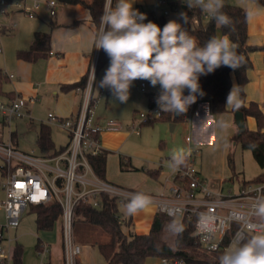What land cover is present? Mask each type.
<instances>
[{"label": "crops", "instance_id": "obj_1", "mask_svg": "<svg viewBox=\"0 0 264 264\" xmlns=\"http://www.w3.org/2000/svg\"><path fill=\"white\" fill-rule=\"evenodd\" d=\"M86 1L91 2V0ZM175 1L171 0L170 5H173ZM225 2L240 6V0H225ZM154 5L155 0H134L133 8L145 14L152 11L153 9L151 8H153ZM261 5L264 6L263 4ZM56 9V14L52 15L49 6L43 3L33 17L26 15L22 10H20V12H23V15L8 14L0 16V27H4L6 30L8 29L0 36V77L3 79L0 99L8 100L17 94L26 97H36L37 99L35 102H31L28 105V110L31 114V117L28 118L30 121L27 122L29 130H33L35 138L37 139L41 124H48L51 128L53 138L56 131H61L66 135L67 142L64 145H60L61 147L69 143V133L58 122L49 121L48 114L53 112L61 118H73L79 111L82 99V88L73 87L64 89L63 86L78 82L88 73L95 51L93 37L97 33V27L93 21L90 8L85 4H70L58 0ZM149 9L151 10L147 12ZM178 11L179 12L171 11L164 15V17L167 22L169 20H177L185 28L186 23L180 19L179 15L184 12L181 10ZM206 20L207 19H204V21ZM13 23L15 24L14 26H12ZM37 31L50 33L49 53L46 56L39 57L35 61L19 58L17 56L18 50L29 49L33 43L34 34ZM219 35L224 34L218 31V36ZM248 42L251 45L264 44V13L256 15L253 19L248 20ZM250 56L253 66L248 70L249 81L245 85L246 104L251 101L257 102L264 111V52L262 50H254L251 52ZM234 85L238 86V83L235 75L232 74L231 89ZM140 86L141 83L139 88ZM105 90L108 94L111 92L110 90L107 91L106 88ZM150 92L155 91L151 90L147 92V96ZM149 102L148 96V105L150 104ZM0 115L3 118L2 121H0V142H5L1 139V134L3 133L2 129L4 125H9L11 131L9 141L12 140L17 149L30 152L18 147L17 126H11L12 123L7 122L4 116L2 114ZM221 118L232 122V127L228 130V135L226 137L227 143L230 146L232 136L238 131V127L235 123V111L229 109L222 114L214 116L210 112V105L207 99L196 100L195 103L189 106L187 112L184 114V120H182V122L190 123V145L192 147L196 145L198 149L201 150L198 167H196L193 161L192 163L194 167L198 169L197 171L202 177L207 179V175L212 176V174L216 172L217 161L215 157L225 155L223 160H221L222 162L220 161L221 163L219 164L224 171L223 177L220 179H207L214 188H224V182L226 180H233L231 177L232 171L230 172V165L228 162V147H224L225 137L218 133L216 127L217 121ZM94 119L101 124L109 119H114L120 124L118 130H103L99 133L101 145L107 152L106 180L135 189L139 192H144L153 197V204L151 206L131 217L125 215L124 204L119 205V218L122 221V229L125 234H127L129 238H131L132 232L147 234L151 229L155 215L159 212L156 198L162 195L170 196L173 170L169 167L168 163H165L166 161L160 163L152 158H146L148 165L144 166L143 164L139 165L135 160L136 157L140 162H143L142 157L137 155L134 157V155L122 153L128 148L129 143L132 142L130 138L136 132H134L131 127L129 128L128 125L127 128L122 121L109 115L108 111L98 115L96 114ZM245 121L249 129L257 128L255 117L247 116ZM147 124L148 123H145L143 125ZM176 127V122H173L171 124V129ZM146 129L147 130L143 132L142 127L140 133H136L142 137L141 145L156 148L157 144L156 141H154L155 137L153 135L155 128ZM233 144L239 145L242 148L239 143L233 142ZM36 153L42 154L40 151ZM122 157L128 160L132 166L138 167V169H122ZM147 169L158 170L159 174L157 176H152ZM240 169L241 167L237 168V170ZM1 171L3 178L1 186L3 189V182L6 177L3 166ZM0 213H2L4 218V220L0 221L1 226L5 223L6 214L3 208H0ZM90 229L91 225L76 219L75 236L76 240L82 245V252L78 261L81 264H107L104 255H102L101 252L100 255L98 254L99 252H96L99 251L98 247L95 245L98 241L83 237L85 231H90ZM44 231V240L40 239L41 244H48L50 255L56 253L58 258L52 261V257L49 256L48 261H44L43 263L64 264L61 217L56 221L53 229ZM78 238H80L81 241H79ZM39 248H37L38 251ZM149 258L151 257H148L146 260ZM162 260L164 263V258H162Z\"/></svg>", "mask_w": 264, "mask_h": 264}, {"label": "built area", "instance_id": "obj_2", "mask_svg": "<svg viewBox=\"0 0 264 264\" xmlns=\"http://www.w3.org/2000/svg\"><path fill=\"white\" fill-rule=\"evenodd\" d=\"M168 2L169 0H155L154 9L150 12L158 16L181 10L179 5L160 7ZM43 3L49 6L52 15L56 14L58 0H13V5L20 7L30 17L36 15ZM109 3L112 5V0H106L105 7ZM6 6L7 0H0V14L7 13ZM150 12L145 13L147 16L145 23L151 17ZM14 25L13 23L12 26ZM99 53L100 50L95 49L76 116L61 118L53 112L48 114L49 121L58 122L69 133L70 140L65 150L57 155L47 156L34 150L21 151L15 147L12 140L0 142V155L5 160L3 169L6 174L3 182L6 196L0 200V208H3L6 214L5 223L0 226V264H10L12 260V253L10 255L8 249L1 245L2 241L7 239L4 231L19 226L22 214L29 205L59 202L62 208L60 217L64 264H77L82 245L75 236L76 207L80 203H85L99 208L104 194L115 197L118 204L122 205L127 202L130 193L137 192L135 189L101 178L88 159L89 154L104 152L99 139L101 131L120 128L119 122L114 119H109L103 124L94 119L93 72L96 81ZM140 88L142 91L146 90L144 81L141 82ZM156 97L153 98L148 112H140L141 121L131 126L134 132L140 133L143 124L163 114L158 109ZM36 99L21 94L8 100L0 99V114L9 123L24 116L30 118L28 105ZM198 151L197 148L189 154L190 159L186 167L181 165L178 170L173 171L170 196L157 197V209L169 217L176 209H182L181 218L184 216L196 218L194 234L202 249L208 252L224 250L237 231L252 221L251 205L254 198L260 194L257 190H264V179L243 181L237 190L233 187L226 191L223 187L214 188L199 174L192 163L193 155ZM202 214L214 217V224L205 228L198 223ZM206 235H210L211 238H205ZM39 253L43 260H48L50 254L48 244L42 243ZM164 263L185 264V260L164 258Z\"/></svg>", "mask_w": 264, "mask_h": 264}, {"label": "clouds", "instance_id": "obj_3", "mask_svg": "<svg viewBox=\"0 0 264 264\" xmlns=\"http://www.w3.org/2000/svg\"><path fill=\"white\" fill-rule=\"evenodd\" d=\"M133 3L134 0H116L114 6L106 5L93 37L94 48L102 49L110 61L99 87L108 88L121 103L129 99L134 81L145 80L152 87L159 85L156 104L160 112L182 115L196 102L197 93L203 95L199 84L201 75L221 66L235 70L245 63L244 55L237 51L238 45L227 34L213 35L201 45L177 20H169L163 28L152 21L145 23L146 14L134 9ZM183 3L211 17L217 27L234 30L232 18L224 11L225 0H183ZM240 6L248 20L264 13L259 0H240ZM179 15L188 23L187 13ZM93 79L95 82L94 72ZM186 89L188 95H184ZM240 91V86H233L227 96V110L236 111L243 106ZM216 127L225 137L224 147L227 148L226 137L232 122L221 118ZM183 164L184 158L173 153L169 167L176 171ZM257 191L260 194L251 205L252 221L237 231L219 255V264H264V190ZM152 204L151 195L139 191L130 193L124 204L125 215L135 216ZM181 215L182 209H176L167 226L177 243L185 231ZM214 219L202 214L198 223L207 228L214 224Z\"/></svg>", "mask_w": 264, "mask_h": 264}, {"label": "trees", "instance_id": "obj_4", "mask_svg": "<svg viewBox=\"0 0 264 264\" xmlns=\"http://www.w3.org/2000/svg\"><path fill=\"white\" fill-rule=\"evenodd\" d=\"M64 3L77 4L82 3L90 8L93 21L96 24L97 31L100 25V17L104 12L106 0H59ZM116 0H112V6H114ZM259 3L264 5V0H259ZM173 5H179L181 11L187 13L188 23H186L185 29L195 36L199 43L203 45L211 36L218 35V31L222 34H227L230 40L238 45L237 51L244 55L245 63L238 69H231L227 66H221L214 72L207 75H201L199 78L200 89L203 95L197 93L196 100L207 99L210 105V112L212 115H219L228 111L226 108L227 96L232 87V74L235 75L238 86H240V96L243 100V106L239 109L242 110L245 118L247 116H253L257 121L256 129H249L246 126V130L243 132L237 131L232 136V141L239 143L243 149H250L254 155L255 160L260 166L264 167V111L259 103L251 101L246 104V92L245 85L249 81L248 70L253 66L251 59V52L254 50H262L264 52L263 45H251L248 42V19L244 9L235 4L225 2L224 11L232 18L234 23V30L229 28L217 27L211 17L204 21L205 14L197 8L189 9L182 0L173 2ZM184 5L186 7L184 8ZM151 17L148 21H152L163 27L167 21L164 15H154L150 12ZM8 30V29H7ZM6 28L0 27V34L7 31ZM50 51V33L37 31L34 34V39L29 49L18 50L17 56L21 59L35 61L41 56H46ZM109 57L101 49L98 58L99 70L100 66L106 63ZM87 81V74L83 76L78 82L64 85L63 88H84ZM3 79L0 77V93L2 92ZM184 95H188L187 89ZM149 105L152 104L153 98L157 96V92L148 93ZM185 114V113H184ZM184 114L175 116V114L164 113L157 119L148 121L146 123L153 124L158 120H169L173 122L184 120ZM37 144L40 152L43 155L54 156L65 150L66 146L56 147L55 142L52 139L51 128L48 124L42 123L39 129ZM250 145H255L254 148H250ZM184 158L183 167H186L189 162V155H180ZM88 159L96 172L101 178L106 179V159L107 152L104 150L100 154H89ZM228 162L232 169L233 176L238 173L235 170L234 165V153L231 151L228 153ZM122 169H138L136 166L125 160L121 159ZM152 176L159 174L158 170L147 169ZM264 179V175H258L253 180ZM247 180H244L246 182ZM252 181V180H251ZM101 207L96 208L89 204L80 203L76 207V217L78 220L96 226L104 230L109 234L110 240L107 242H98L95 245L99 251L104 255L107 260V264H144L148 257H161L171 260L184 259L185 264H219L218 257L224 250H218L213 252V257L197 258L191 253L194 248H201L197 242L195 231L196 218H189L184 216L181 218L185 231L182 237L179 238L177 243L176 239L174 244H170L164 238L165 227L170 221L171 217L162 212H158L153 220L150 231L147 234H137L132 232L131 238L122 229V221L119 218V204L115 197L104 194L102 196ZM36 211V224L37 230H51L53 229L56 221L59 219L62 208L59 202L53 201L48 204L32 205ZM229 239V237H228ZM41 240L38 238L36 247L39 248ZM23 246L16 244L12 249V261L13 264H22L23 262ZM77 264H81L79 261Z\"/></svg>", "mask_w": 264, "mask_h": 264}, {"label": "rangeland", "instance_id": "obj_5", "mask_svg": "<svg viewBox=\"0 0 264 264\" xmlns=\"http://www.w3.org/2000/svg\"><path fill=\"white\" fill-rule=\"evenodd\" d=\"M175 1V0H174ZM170 2L163 6H160L161 8H169ZM183 2V0H182ZM7 13L0 14L1 15H23V12L21 13L20 7H15L13 5V0H7ZM154 9V6L153 8ZM151 9L147 10L150 11ZM179 12V11H176ZM27 15V14H26ZM29 16V15H28ZM209 16H205L204 19H209ZM163 28V27H161ZM9 32V31H8ZM3 34H0L2 36ZM110 61L108 60L106 63H104L102 66H100L99 70L97 71L96 81H95V87H94V118L96 117V114L109 112V115L112 117L122 121L125 126H129V128L135 124L136 122H140V112H148L150 109V106L148 105V96L147 92L153 90L155 92H159V85L156 87H152L148 81L145 80H136L133 82L131 88H130V95L129 99L121 103L119 100H116L112 93L109 94L106 92L105 88L101 89L99 87V82L102 79V77L105 74V70L109 67ZM145 82L147 84L146 91H141L139 88V85L141 82ZM102 90V91H101ZM217 116V115H215ZM29 117H20L17 119H14L11 123L13 127L17 126V138L19 141L18 147L25 151H31L34 150L36 152H39V146L37 144V139L35 138V133H33V130H29V126L27 122L30 121L28 119ZM2 116L0 115V121H2ZM173 121L169 120H158L154 122L153 124H147L142 125L143 132L146 131V128H155L153 131V135L155 137L154 141H156V148L152 147H146L142 144L141 136L134 133L132 135L131 143H129V146L126 150H124L122 153L127 155H137L139 157L143 158V162H140L138 158L135 160L139 165L147 166L148 162L146 158H152L154 160L159 161L160 163L162 161H166L165 163H170L171 157L173 153L177 155H184V154H190L193 153L194 150H196L198 147L194 145L193 147L190 145V123L188 122H182L177 121V127L174 129H171V124ZM128 128V127H127ZM3 133L1 134V139L5 142H8L10 139L11 131L9 128V125H4L3 127ZM53 136V135H52ZM53 138V137H52ZM53 141L56 144V147H60V145H64L67 142V137L64 135L61 131H56L54 134ZM154 143V142H153ZM28 145V146H27ZM234 153V165L235 170L238 173L237 175L233 176V172L231 174V177L233 180H226L224 182V191L228 190L230 187H233L235 190L239 188V185L244 180L251 181L258 175H264V167L260 166L259 163L255 160L254 155L250 149H242L239 145L233 144V141L231 142L230 146H228V153L229 152ZM198 155H193V162L195 163L196 167L200 162V154L201 150L198 151ZM225 155H221L216 158V169L215 173L211 175H207V179H220L224 175V171L222 167L219 166V164L222 162ZM142 161V160H141ZM221 161V162H220ZM5 160L0 155V200L5 198L6 194L2 189L1 182L3 180L2 178V171L1 168L4 166ZM239 164V166H238ZM238 167H241L240 170H237ZM212 168V166H211ZM198 170V169H197ZM232 169L230 168V172ZM241 171V172H240ZM206 175V174H205ZM2 212V211H1ZM36 211L33 209L32 205H29L26 211L22 214L20 224L17 228H10L9 230L4 231V235L7 239H4L1 243L4 247H6L11 255L12 249L16 244H21L23 246V262L22 264H44L42 255L39 253L36 244L38 241V238L44 240V230H37V224H36ZM4 220L2 213H0V221ZM168 224L165 227L164 231V238L170 243L174 244L175 238L172 237L168 231L167 228ZM89 236V237H88ZM83 237L91 238L94 241L98 242H107L110 240V236L108 233H106L104 230H102L99 227L91 226L90 231L86 230ZM79 241H81L80 238H78ZM10 240V241H9ZM193 255H195L197 258H207V257H213L212 252H208L202 248H194L192 249ZM84 251V247H83ZM100 255V251H96ZM49 256L52 257V261L54 259L58 258L56 253H53L52 255L49 254ZM10 264H13V261H10ZM144 264H165L163 263V260L161 257H155L152 256L148 260L145 261Z\"/></svg>", "mask_w": 264, "mask_h": 264}, {"label": "water", "instance_id": "obj_6", "mask_svg": "<svg viewBox=\"0 0 264 264\" xmlns=\"http://www.w3.org/2000/svg\"><path fill=\"white\" fill-rule=\"evenodd\" d=\"M186 5H184V8ZM107 91H109L108 88H106ZM179 114H175V116H178ZM235 123L238 127V131L241 133L246 130V121H245V115L242 110H236L235 111ZM174 125V124H173ZM172 125V127H173Z\"/></svg>", "mask_w": 264, "mask_h": 264}]
</instances>
